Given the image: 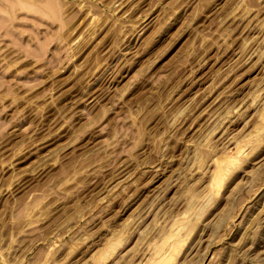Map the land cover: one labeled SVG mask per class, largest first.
Returning a JSON list of instances; mask_svg holds the SVG:
<instances>
[{
    "label": "rangeland",
    "instance_id": "rangeland-1",
    "mask_svg": "<svg viewBox=\"0 0 264 264\" xmlns=\"http://www.w3.org/2000/svg\"><path fill=\"white\" fill-rule=\"evenodd\" d=\"M0 264H264V0H0Z\"/></svg>",
    "mask_w": 264,
    "mask_h": 264
}]
</instances>
